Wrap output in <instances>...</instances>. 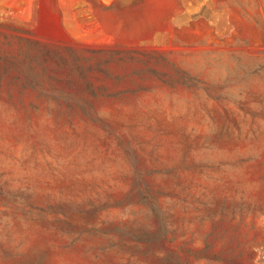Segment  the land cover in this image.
Wrapping results in <instances>:
<instances>
[{"label":"rangeland","instance_id":"1","mask_svg":"<svg viewBox=\"0 0 264 264\" xmlns=\"http://www.w3.org/2000/svg\"><path fill=\"white\" fill-rule=\"evenodd\" d=\"M0 264H264V0H0Z\"/></svg>","mask_w":264,"mask_h":264}]
</instances>
